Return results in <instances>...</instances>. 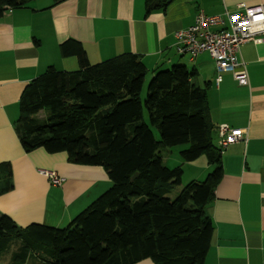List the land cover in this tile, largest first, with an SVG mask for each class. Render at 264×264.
<instances>
[{
  "label": "trees",
  "instance_id": "16d2710c",
  "mask_svg": "<svg viewBox=\"0 0 264 264\" xmlns=\"http://www.w3.org/2000/svg\"><path fill=\"white\" fill-rule=\"evenodd\" d=\"M29 1L0 0V16ZM168 1L146 0V10ZM60 55L76 58L78 68L50 66L33 79L20 98L15 131L25 153L65 152L72 164L102 167L112 187L62 229L21 228L0 213V256L11 254L17 264L30 255L36 264H205L214 236L206 207L224 172L218 126L206 88L192 81L195 70L157 68L143 102L149 71L139 55L92 64L74 39L60 45ZM180 145H189L180 153L185 163L205 158L214 170L170 199L182 185L183 169L165 166L161 150ZM13 189L11 163H0V196Z\"/></svg>",
  "mask_w": 264,
  "mask_h": 264
},
{
  "label": "crops",
  "instance_id": "0c3cea01",
  "mask_svg": "<svg viewBox=\"0 0 264 264\" xmlns=\"http://www.w3.org/2000/svg\"><path fill=\"white\" fill-rule=\"evenodd\" d=\"M241 5L257 7L264 0H169L149 13L146 0H30L0 16V163H11L14 182L0 196V213L21 228L36 223L62 229L112 187L102 167L72 164L65 152L25 153L14 128L20 98L33 79L50 66L78 68L76 58L60 55V45L74 39L92 64L132 53L152 73L175 65L195 70L192 81L207 90L212 122L244 131L243 140L223 152V177L206 207L214 236L205 264H264V42L240 48L249 85L237 86L232 73H218L208 52L195 60L181 55L176 37L195 23L198 10L225 18ZM216 137L218 146V130ZM199 164L212 166L206 159ZM44 170L64 178L62 185H52ZM33 258L23 264H36ZM3 260L17 264L11 254Z\"/></svg>",
  "mask_w": 264,
  "mask_h": 264
},
{
  "label": "built area",
  "instance_id": "2783aa9c",
  "mask_svg": "<svg viewBox=\"0 0 264 264\" xmlns=\"http://www.w3.org/2000/svg\"><path fill=\"white\" fill-rule=\"evenodd\" d=\"M181 55L191 60L203 52H208L215 62L218 73L230 72L237 86H248V73L245 63L240 61V48L252 42L258 46L264 42V5L248 7L241 5L233 13L209 16L198 10L195 23L176 34ZM218 83L221 76L217 77ZM244 131L221 124L218 127V147L221 154L228 146L242 141ZM54 186H61L64 178L54 171H41Z\"/></svg>",
  "mask_w": 264,
  "mask_h": 264
},
{
  "label": "rangeland",
  "instance_id": "374dc122",
  "mask_svg": "<svg viewBox=\"0 0 264 264\" xmlns=\"http://www.w3.org/2000/svg\"><path fill=\"white\" fill-rule=\"evenodd\" d=\"M153 76L154 74L152 72H148V75L146 76L144 89H143L142 96H141V99L143 102L147 96L148 85L151 82ZM144 119H145V122L148 123V113L145 108H144ZM153 131H154L156 138L159 139V134L157 130L153 129ZM188 148H189V145H180V146H176L173 148H165L161 150V155H162L165 166L171 169L181 166L184 171V175H182V185L174 187L171 190V192L167 195V197H169L170 199H174L179 193V191L183 187H185L187 184L191 183L192 180H195L196 183L204 182L208 174H210L214 170L213 166L209 167L207 164L200 166L201 164L199 163H201L202 160H205V158H201V160L195 163H191V164L185 163L183 159L181 158L180 153L183 150H187ZM198 168H201L203 170H198ZM197 173L198 174L200 173V174L198 175ZM148 260L152 261L151 259H148ZM3 263L6 264V261L3 260Z\"/></svg>",
  "mask_w": 264,
  "mask_h": 264
},
{
  "label": "water",
  "instance_id": "95a60500",
  "mask_svg": "<svg viewBox=\"0 0 264 264\" xmlns=\"http://www.w3.org/2000/svg\"><path fill=\"white\" fill-rule=\"evenodd\" d=\"M137 175H135V177H136Z\"/></svg>",
  "mask_w": 264,
  "mask_h": 264
}]
</instances>
